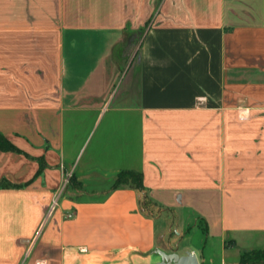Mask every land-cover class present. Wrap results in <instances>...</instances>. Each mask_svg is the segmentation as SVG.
Listing matches in <instances>:
<instances>
[{
	"label": "crops",
	"instance_id": "0c3cea01",
	"mask_svg": "<svg viewBox=\"0 0 264 264\" xmlns=\"http://www.w3.org/2000/svg\"><path fill=\"white\" fill-rule=\"evenodd\" d=\"M0 12V133L21 150L0 149V264H238L264 247V0ZM122 171L150 209L114 188Z\"/></svg>",
	"mask_w": 264,
	"mask_h": 264
},
{
	"label": "trees",
	"instance_id": "16d2710c",
	"mask_svg": "<svg viewBox=\"0 0 264 264\" xmlns=\"http://www.w3.org/2000/svg\"><path fill=\"white\" fill-rule=\"evenodd\" d=\"M0 149L2 150H21L14 145L6 136L0 133ZM130 187L138 189L143 192V206L150 209L153 205L152 200L148 194L144 191L145 186L143 184L142 173L137 171H122L118 175V179L114 188ZM238 264H264V248H255L250 251H243Z\"/></svg>",
	"mask_w": 264,
	"mask_h": 264
},
{
	"label": "water",
	"instance_id": "95a60500",
	"mask_svg": "<svg viewBox=\"0 0 264 264\" xmlns=\"http://www.w3.org/2000/svg\"><path fill=\"white\" fill-rule=\"evenodd\" d=\"M161 261L155 264H199L197 255L188 251L184 255H180L177 252L167 253L165 251L159 252Z\"/></svg>",
	"mask_w": 264,
	"mask_h": 264
},
{
	"label": "rangeland",
	"instance_id": "374dc122",
	"mask_svg": "<svg viewBox=\"0 0 264 264\" xmlns=\"http://www.w3.org/2000/svg\"><path fill=\"white\" fill-rule=\"evenodd\" d=\"M0 21H5V15L2 12H0ZM202 237H204V233L202 232V230L198 233L194 232L192 234V239L195 243L200 242ZM261 248H264V247H261ZM250 250H253V249H245L244 251H250Z\"/></svg>",
	"mask_w": 264,
	"mask_h": 264
},
{
	"label": "built area",
	"instance_id": "2783aa9c",
	"mask_svg": "<svg viewBox=\"0 0 264 264\" xmlns=\"http://www.w3.org/2000/svg\"><path fill=\"white\" fill-rule=\"evenodd\" d=\"M68 217H72V214H69Z\"/></svg>",
	"mask_w": 264,
	"mask_h": 264
}]
</instances>
